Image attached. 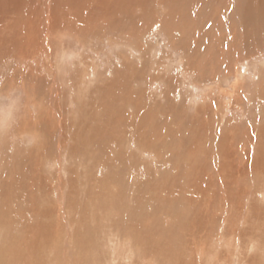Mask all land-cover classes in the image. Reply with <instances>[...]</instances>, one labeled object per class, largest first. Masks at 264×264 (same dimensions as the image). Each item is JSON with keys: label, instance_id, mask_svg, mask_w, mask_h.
Here are the masks:
<instances>
[{"label": "rangeland", "instance_id": "1", "mask_svg": "<svg viewBox=\"0 0 264 264\" xmlns=\"http://www.w3.org/2000/svg\"><path fill=\"white\" fill-rule=\"evenodd\" d=\"M0 264H264V0H0Z\"/></svg>", "mask_w": 264, "mask_h": 264}, {"label": "bare ground", "instance_id": "2", "mask_svg": "<svg viewBox=\"0 0 264 264\" xmlns=\"http://www.w3.org/2000/svg\"><path fill=\"white\" fill-rule=\"evenodd\" d=\"M56 15V14H55ZM2 42V41H1ZM7 73V72H6ZM83 93V92H82ZM80 114V113H79ZM24 245V244H23ZM232 245V244H231ZM20 249V248H19ZM22 250V249H21ZM18 252V251H17ZM24 255V254H23ZM212 256V255H211ZM132 262V261H131ZM223 262V261H222Z\"/></svg>", "mask_w": 264, "mask_h": 264}]
</instances>
